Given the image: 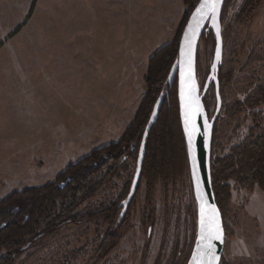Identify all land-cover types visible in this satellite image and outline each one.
I'll use <instances>...</instances> for the list:
<instances>
[{
	"label": "rangeland",
	"instance_id": "374dc122",
	"mask_svg": "<svg viewBox=\"0 0 264 264\" xmlns=\"http://www.w3.org/2000/svg\"><path fill=\"white\" fill-rule=\"evenodd\" d=\"M244 2L229 0L224 10L222 106L212 158L264 132V102L255 99L264 86V0L240 21ZM186 10L183 0H0V199L51 182L69 163L120 139L147 93L149 58L175 38ZM215 48L211 37L203 38L197 56L209 120L217 108ZM125 168L109 176L103 169L98 179L105 181L75 212L85 215L125 197L133 158ZM230 182L221 264H264L257 217L264 190ZM198 216L189 170L168 184L144 178L130 226L117 231L114 247L108 242L114 225L88 219L41 238L14 264H185Z\"/></svg>",
	"mask_w": 264,
	"mask_h": 264
},
{
	"label": "trees",
	"instance_id": "16d2710c",
	"mask_svg": "<svg viewBox=\"0 0 264 264\" xmlns=\"http://www.w3.org/2000/svg\"><path fill=\"white\" fill-rule=\"evenodd\" d=\"M199 1L183 0L187 10L175 38L149 58L145 75L147 93L133 121L118 141L96 148L80 160L69 163L51 182L15 190L0 199V251H4L0 256V264H14L16 256L41 238L65 224H80L88 219H102L114 225L108 238L110 249L121 238L117 231L121 229L123 232L130 226L127 218L144 178L151 179L154 176L168 184L174 182L185 170L190 171L180 118L178 79L172 77V71L179 56L183 30ZM228 1L224 4L222 21ZM262 1L245 0L237 19L248 21ZM209 37L216 43L214 29L210 25L204 30L202 39ZM218 77L221 86L223 78L220 72ZM163 93L165 95L158 116L146 134L154 106ZM256 94V104L264 102V86ZM214 140L215 128L213 147ZM132 158L135 168L125 197L113 205L85 215L75 212L78 204L93 196L105 181L104 177L98 179L103 169H107V176L113 175L117 169H126L125 165ZM138 171V186L129 198ZM212 178L217 203L223 215L231 196L230 180L234 179L242 187L253 189L258 185L264 190V132L235 146L229 154L212 158Z\"/></svg>",
	"mask_w": 264,
	"mask_h": 264
},
{
	"label": "water",
	"instance_id": "95a60500",
	"mask_svg": "<svg viewBox=\"0 0 264 264\" xmlns=\"http://www.w3.org/2000/svg\"><path fill=\"white\" fill-rule=\"evenodd\" d=\"M225 1L217 0L215 20L212 19V14L209 12L208 16L200 20L199 26H197L196 21L193 19V14L196 12V8L202 3V0L198 2L183 30L179 44V56L172 71V77H177L178 79L180 118L187 145L191 179L199 214L194 246L186 264H221L225 248L226 229L224 217L217 203L212 178L214 128L222 106L218 72L223 54L222 14ZM209 25L213 27L216 38V48L211 72L217 94V108L210 120L207 116L206 105L200 90L197 72L199 43L204 30ZM217 50H219V58H217ZM164 95L163 93L160 96L154 106L147 125L146 134L158 116ZM139 179L140 171L137 172L129 198L135 193ZM202 217L205 225L211 224L214 232L220 237L219 239L213 238L211 240L210 251L207 247L208 241L206 239L202 240L201 238Z\"/></svg>",
	"mask_w": 264,
	"mask_h": 264
},
{
	"label": "snow or ice",
	"instance_id": "6c2138e0",
	"mask_svg": "<svg viewBox=\"0 0 264 264\" xmlns=\"http://www.w3.org/2000/svg\"><path fill=\"white\" fill-rule=\"evenodd\" d=\"M216 2L217 0H202V3L199 7L196 8V12L193 14V19L196 21L197 26H199L200 20L205 19L209 12L212 14V19L215 20L216 16ZM191 27V25H190ZM217 58H219V50H217ZM215 67V65H213ZM201 228H202V240L206 239L208 241V250H211V240L213 238L219 239V235H217L211 224L205 225V221L202 217L201 219Z\"/></svg>",
	"mask_w": 264,
	"mask_h": 264
},
{
	"label": "crops",
	"instance_id": "0c3cea01",
	"mask_svg": "<svg viewBox=\"0 0 264 264\" xmlns=\"http://www.w3.org/2000/svg\"><path fill=\"white\" fill-rule=\"evenodd\" d=\"M260 200V204L258 205L259 209L263 210L264 211V194L263 195H259V198ZM257 217H260V230H263L264 232V212H263V215L260 216L259 214H257Z\"/></svg>",
	"mask_w": 264,
	"mask_h": 264
}]
</instances>
